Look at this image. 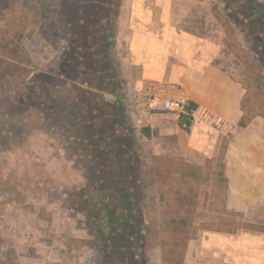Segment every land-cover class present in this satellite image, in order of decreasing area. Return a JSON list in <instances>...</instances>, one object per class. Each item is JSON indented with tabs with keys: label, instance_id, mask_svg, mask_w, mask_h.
<instances>
[{
	"label": "rangeland",
	"instance_id": "1",
	"mask_svg": "<svg viewBox=\"0 0 264 264\" xmlns=\"http://www.w3.org/2000/svg\"><path fill=\"white\" fill-rule=\"evenodd\" d=\"M199 1L211 7L218 0ZM118 3L0 0V53L17 43L29 58L26 64L0 67V264H98L109 246L101 236L104 204L119 192L120 182L130 215L141 219L142 230L132 240L123 237L124 251L113 264H123L122 257L126 264H169L160 240L177 225L175 189L187 162L165 146L156 147L160 137L142 133L149 122L137 112L117 50ZM83 19L91 25L87 29ZM217 25L234 73L248 86L256 70L264 74V32L253 36L243 25ZM109 40L115 58L106 46ZM115 65L124 77L119 87ZM89 82L103 86L91 88ZM248 92L250 113H264V93ZM121 138L120 147L100 152L104 142L116 145ZM127 159L129 177L120 170V161ZM200 165L196 212L191 225L178 233L235 228L236 216L211 209L210 201L216 207L222 197L209 192L216 183L212 161ZM120 211L117 206L114 214Z\"/></svg>",
	"mask_w": 264,
	"mask_h": 264
},
{
	"label": "crops",
	"instance_id": "2",
	"mask_svg": "<svg viewBox=\"0 0 264 264\" xmlns=\"http://www.w3.org/2000/svg\"><path fill=\"white\" fill-rule=\"evenodd\" d=\"M117 19L121 65L137 112L148 119L151 137H160L156 147L197 164L213 163L222 151L217 173L225 182L211 183L209 192L222 195L219 206L210 201L211 209L239 213L235 225L262 227L198 229L182 264H264V113L243 120L246 85L227 59L210 6L199 0H122ZM152 96L182 99L184 111L192 103L189 131L173 113L153 109Z\"/></svg>",
	"mask_w": 264,
	"mask_h": 264
},
{
	"label": "trees",
	"instance_id": "3",
	"mask_svg": "<svg viewBox=\"0 0 264 264\" xmlns=\"http://www.w3.org/2000/svg\"><path fill=\"white\" fill-rule=\"evenodd\" d=\"M223 3V7H218V2ZM118 6L117 11H120L121 2L122 0H118ZM234 9L235 12L239 10L240 14H243V17H237L234 16L231 13V10ZM210 11L216 21L222 26H236L241 27L246 26L247 32L249 34L251 33L253 36L259 33L261 31L264 32V5L259 0H218L210 7ZM233 11V13H235ZM238 12V11H237ZM82 28L87 29L89 26L88 19H83V23L81 24ZM117 25H115L114 28H116ZM113 28V29H114ZM243 28V27H242ZM83 29V30H84ZM79 31V32H83ZM242 30V29H241ZM244 31V30H242ZM245 32V31H244ZM87 33V32H85ZM111 35V34H110ZM84 46V45H81ZM107 47H109V52L111 55L114 52V41H107L106 44ZM86 47V46H84ZM264 47V46H263ZM91 54V53H90ZM262 55L264 56V50L262 51ZM69 56V52H68ZM114 56V54H113ZM115 58V56H114ZM113 61L116 60L114 59ZM29 63V58L26 54V52L23 50V48L17 44L14 43L13 45H6L5 48L2 49L0 53V67H2L3 64H26ZM264 63V62H263ZM117 65V64H116ZM115 65V67H116ZM261 65V64H260ZM60 66H63V61H61ZM264 66L261 65L260 68ZM67 67V66H66ZM89 69L88 67H86ZM258 67V69H260ZM99 69V68H98ZM117 72L114 74L115 78V87H119L122 83V79L124 78L122 75H119V66L116 67ZM88 75H91L88 71ZM255 79L252 81L250 80L249 85L246 86L247 94L243 101V108L245 115L243 116V120L249 119L253 117L255 114L258 113H250V109L247 106L248 98L250 94L249 89L252 88L253 93H264V74L261 73L260 70H256L255 73ZM112 79V78H111ZM90 81V80H89ZM93 81V80H92ZM91 81V82H92ZM91 82L88 84L91 88H99L101 90L103 85H94ZM101 82V81H100ZM103 82V81H102ZM101 82V83H102ZM105 83V82H104ZM104 88V87H103ZM185 113H181L179 117L177 118V123L179 127H181L186 132L189 131L191 122L189 121L191 111L194 108V105L192 103H189L185 107ZM261 114V113H260ZM186 122L187 126H183V123ZM142 133L145 137H150V129L149 127H145L142 129ZM124 138H121V140H118L115 143L111 141H106L104 143V146H101L100 152L107 154L109 153V149L114 145L117 147H120V145L123 143ZM221 160H222V151L218 154L217 158L212 163V166L214 167V172L217 173L218 170L221 168ZM131 160H124L120 161V170L121 172H125L126 177H129L130 172L127 170V168L130 166ZM138 162L137 157L134 158L133 163ZM103 172L107 174V170ZM102 172V173H103ZM113 173V172H111ZM221 174V171H219ZM219 174V175H220ZM218 173L215 177V182L217 183H223L224 184V178L222 176H219ZM203 177V165L200 164H194V163H185L184 166L181 169L180 175H179V183L177 188L175 189L176 192V199H177V209L175 208L173 210V216L177 220L176 227H173L172 234H169L168 237H162L160 240V245L162 250H166L167 255L163 256V260L165 262H168L169 264H182L185 249L187 246V242L189 238L194 236L195 234L189 236L186 233H178V229L181 228L182 230L187 229L193 220L194 214L196 212V204H197V198L202 182ZM128 180V179H127ZM131 180L127 181V183H123V185H126ZM119 183V182H118ZM117 187H119L118 191L121 192L120 188L122 187V182L117 184ZM119 192H115L113 194V199L110 202H105L104 209H103V225L105 228L103 229L101 236L104 237L103 241L108 245L109 240V246L104 250L103 257H100V261L98 264H113V257L124 251L122 249V244L126 241L123 239V237H128L129 240H132L134 237L133 235L137 236L138 232L142 230V226L140 225L141 219L139 217H136V215L131 216V209L127 207L128 200L125 194L120 195ZM117 206H120L121 211L117 214ZM232 215L236 216L237 219L240 218V214L237 212H230ZM132 219V220H131ZM240 221V220H239ZM240 228H248L253 230H260L262 227L253 225V224H244L236 226L233 229H223V231L226 232H233ZM218 230V229H216ZM222 230V229H219ZM169 240V241H168ZM130 242V241H129ZM121 260L122 263L125 264L128 262L127 258L122 257ZM124 261V262H123Z\"/></svg>",
	"mask_w": 264,
	"mask_h": 264
},
{
	"label": "built area",
	"instance_id": "4",
	"mask_svg": "<svg viewBox=\"0 0 264 264\" xmlns=\"http://www.w3.org/2000/svg\"><path fill=\"white\" fill-rule=\"evenodd\" d=\"M151 102L153 104V109H159L161 111H165L168 113H173L174 115L179 117L181 113H185L184 111V104L182 99L179 98H163V97H155L152 96ZM134 103L136 106V100L134 99ZM191 117V116H190ZM189 121H192V118L189 119ZM183 126H187V123L184 122Z\"/></svg>",
	"mask_w": 264,
	"mask_h": 264
}]
</instances>
